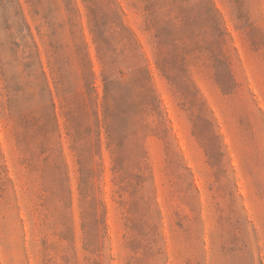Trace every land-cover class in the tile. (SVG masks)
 Here are the masks:
<instances>
[{"label":"rangeland","instance_id":"rangeland-1","mask_svg":"<svg viewBox=\"0 0 264 264\" xmlns=\"http://www.w3.org/2000/svg\"><path fill=\"white\" fill-rule=\"evenodd\" d=\"M84 1L0 45V264H264V0Z\"/></svg>","mask_w":264,"mask_h":264},{"label":"trees","instance_id":"trees-1","mask_svg":"<svg viewBox=\"0 0 264 264\" xmlns=\"http://www.w3.org/2000/svg\"><path fill=\"white\" fill-rule=\"evenodd\" d=\"M84 1V0H83ZM90 8V14L92 19L90 21L91 34L94 37L97 53H101L103 47H108L107 38H105V33L103 31L102 19L100 17V8L96 6V0H87ZM148 9V8H147ZM0 19L1 26L4 33V40H0V45H9L18 49L20 45H24L26 49L28 43L25 42L26 38L31 39L29 29L24 21L21 8L18 0H0ZM35 49L36 46L33 45ZM27 53L26 59L29 61V67L33 65L34 54L31 53V50ZM15 51V50H14ZM105 65L107 63H104ZM111 65L113 63H110ZM105 90L108 91V88L118 86L120 83L116 81H108V78H104Z\"/></svg>","mask_w":264,"mask_h":264}]
</instances>
